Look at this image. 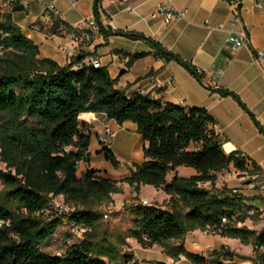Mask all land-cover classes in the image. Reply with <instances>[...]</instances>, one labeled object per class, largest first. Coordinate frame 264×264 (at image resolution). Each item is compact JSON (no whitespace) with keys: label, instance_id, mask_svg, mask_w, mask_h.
<instances>
[{"label":"trees","instance_id":"trees-1","mask_svg":"<svg viewBox=\"0 0 264 264\" xmlns=\"http://www.w3.org/2000/svg\"><path fill=\"white\" fill-rule=\"evenodd\" d=\"M99 2L94 0L93 14L97 32L104 38L120 35L140 40L159 58L177 62L202 81L191 63L150 37L105 29L98 14ZM50 22L41 29L46 34L69 29L57 17L51 16ZM0 52V161L6 169L0 170V264H136L131 254L119 250L118 245L126 244L125 237H118L115 243L96 232L105 215L100 207L112 201V194L121 192L120 183L136 194L141 185H149L168 196L160 205L136 202L129 206L126 237L142 248L157 245L171 259L182 256L190 264H236V259L257 264L254 258L224 246L207 255L186 250L188 233L211 231L250 244L254 254L264 260V253H259L264 248V229L257 232L222 222L240 208L241 198L229 195L225 185L213 189L218 174L230 167L249 176L260 175V169L239 151L223 152L215 121L204 108L160 103L137 91L127 96L124 89L114 87L104 66L94 68L81 62L86 55L63 66L39 57L38 46L13 22L10 10H0ZM145 54H131L127 64ZM213 90L234 97L244 108L232 92ZM86 112H103L117 124H135L143 142V160L120 180L101 176L94 169L77 175L79 163L89 161L90 133L78 120ZM100 152L114 169L118 167L111 149L101 147ZM177 167H190L195 174L181 177ZM204 183L212 188L203 187ZM56 196L72 208L67 218L85 230L63 254L49 255L40 246L50 239L60 217L46 220L43 212L52 209L50 202Z\"/></svg>","mask_w":264,"mask_h":264},{"label":"crops","instance_id":"crops-1","mask_svg":"<svg viewBox=\"0 0 264 264\" xmlns=\"http://www.w3.org/2000/svg\"><path fill=\"white\" fill-rule=\"evenodd\" d=\"M5 1L0 0L1 11L9 7ZM235 1H241L239 6L242 5L247 9L240 10L241 21L236 25L235 31L246 33L249 39L248 46L238 49H234L226 40L228 22ZM162 2L163 0H127L125 3L109 4L107 0H100L98 14L105 29L141 33L191 63L201 73V82L177 62L164 61L156 56L154 50L140 40H132L120 35H109L104 38L97 30L92 31L88 40L78 42L71 39L74 29L87 28L86 20L94 16V0H31L21 11H12V7H9V10L13 22L20 27L21 32L38 46L39 57L53 59L63 66L80 55H86L81 60L83 63L92 56L107 69L110 77L114 79V87L124 89L127 96L143 89L160 103H174L185 109L204 108L215 121V129L222 140L223 152H241L254 161L264 175V133L258 130L252 119L254 117L260 127L264 128V69L254 59L255 50L264 51V0H172L177 9L186 10V15L183 18H175L168 24L164 23L163 15L158 12ZM256 2H260V7L256 6ZM48 3H52L60 11L59 19L69 28L68 30H61L58 34H46L42 30L32 28V25L45 15L44 9ZM126 6H130L131 11L125 9ZM206 19L209 25L205 24ZM218 25L221 27L210 28ZM65 48L70 50V55L64 52ZM138 52L146 54L128 65L129 56ZM213 89L232 92L245 109L234 97L222 96ZM78 120L88 129L90 140L89 161L80 163L78 168L80 172L77 171V175L80 176L88 169H94L98 170L99 175L115 180L127 176L130 166L138 163L127 164L126 171L120 175V178L111 174L120 168L119 160L123 159L122 150L116 146V137L125 126L136 133L135 124L132 122L117 124L100 113L91 112L81 113ZM105 126L115 131L110 149L119 161L116 169L100 152L101 147L97 137ZM142 146L141 140V150ZM180 168H176V173L181 177L195 174L192 168L183 167L188 169L181 175ZM229 170H233L232 167L225 172ZM171 176L172 173L168 174L167 180H170ZM221 184L218 183L217 176L215 187ZM144 186L149 185H141L139 191ZM227 186L240 188L250 202L257 203L252 198L254 192L244 185L242 177L230 180ZM149 188L154 189L152 186ZM167 199L166 195L163 200ZM255 225L250 227L245 224L253 230L257 227H260L259 231L264 229V225L257 224V221ZM197 231L199 230L192 231L187 237L195 236ZM217 240L220 244L217 248L212 246L209 252L222 246L227 247L228 237L217 235ZM207 241L215 243L210 239ZM184 246L190 252L208 254L194 252L186 243ZM139 248L132 258V262L136 264L148 259L140 251L147 248L142 249L140 246ZM243 264H251V261L244 260Z\"/></svg>","mask_w":264,"mask_h":264},{"label":"rangeland","instance_id":"rangeland-1","mask_svg":"<svg viewBox=\"0 0 264 264\" xmlns=\"http://www.w3.org/2000/svg\"><path fill=\"white\" fill-rule=\"evenodd\" d=\"M9 7H7V10L10 9ZM116 146L122 150L123 159L120 158L119 160L120 168L111 174H113L112 176L114 177L120 178V175L125 173V166L127 164L139 163L142 161L143 156L141 150V138L137 133L131 131V129L125 126L117 133ZM186 169L188 168L181 167L180 174L183 175ZM0 170H6L4 163L1 161ZM79 172L80 171L78 170V173ZM240 177H242V180L245 181L249 178V175L234 170L223 172L222 174L218 175V183L221 182L222 184L215 187V182L213 189H219L222 185L227 186L230 180H236ZM201 185L206 188H212L208 183ZM120 189L121 192L112 194V201L110 203L100 207V211L105 213L107 216H103L96 228V232L99 237L104 235L111 242L115 243L118 241V237H125L124 239L126 244L118 245L119 250L123 253H128L134 256V252L140 248L139 245L137 246V243L135 244L134 239L126 237L127 230L130 227V213L128 210L129 206L133 203L142 201H146L148 204L160 205L166 201L163 200L166 195L163 191L151 189L149 186H144L137 194L126 183H120ZM50 203L52 209L45 210L43 212V218L49 220L54 216H59L60 223L55 227L50 239L40 246V250L49 255H61L64 253L67 246L77 242L83 237V231L81 230V227L74 224L67 218L68 211L63 209L60 210L59 206L63 204L60 196L54 197ZM69 208L72 209L71 207ZM246 223L248 226L254 227L256 221L254 219H248L246 220L245 224ZM259 229L260 227H257L256 231L258 232ZM190 233L185 236L184 243H186L187 246L194 252L197 251L207 254L209 253V250L212 248V246L217 248L218 244H220L217 240V234L211 231L199 230L196 232L195 236L187 237L188 235L190 236ZM207 239L213 240L215 243L207 241ZM227 247L233 251H241L242 253L239 255L247 258H254V261H257V264H264V260H261L257 255L254 254L250 244L244 245L238 239L228 238ZM140 251H142L144 255L148 257L147 260H142L141 264H158L159 262H163L164 264H190V262L182 256H180L177 260L171 259L165 253H163L161 248L157 245ZM259 251V253H264V248H260ZM235 262L236 264H243L244 260L236 259Z\"/></svg>","mask_w":264,"mask_h":264},{"label":"built area","instance_id":"built-area-1","mask_svg":"<svg viewBox=\"0 0 264 264\" xmlns=\"http://www.w3.org/2000/svg\"><path fill=\"white\" fill-rule=\"evenodd\" d=\"M31 0H6L5 2L11 7L16 4H23L24 6ZM127 0H107L109 4L113 3H125ZM241 1H235L234 7L232 9V13L229 19V28H228V35L226 37L227 42H229L234 49H238L242 46H248L249 45V39L246 33L244 32H237L235 31V27L237 24L240 23V10H247L242 5L239 6ZM260 2H256V6L260 7ZM125 9L131 11L130 6H126ZM45 15H42V17L38 20V22L34 23L32 25V28L34 30L40 31L43 27L46 25H49L50 17H61V13L52 3H48L45 5ZM158 12L163 15V21L165 24L170 23L175 18H183L186 15L185 9H177L174 5L172 0H163L162 4L160 5ZM206 25H209L208 20L205 21ZM87 28L83 30H77L74 29L71 34V39L75 41H82V40H88L91 37L92 31L97 30V23L94 16L89 17L86 20ZM221 25H218L217 27H210V28H220ZM64 52L67 54H71L70 50L68 48L64 49ZM254 59L261 65L262 69H264V51L262 50H255L254 52ZM85 63L91 64L94 68L100 67L99 61L90 56L86 59ZM79 65V64H77ZM197 72H199L197 70ZM137 93L142 96H149V99H154V96L147 91L143 89L137 90ZM101 115L106 117L105 113L101 112ZM115 137V131L108 126H105L102 133L98 135V142L100 144V147H106L111 148L112 141ZM80 165V163H79ZM78 165V168H79ZM244 185L248 187L251 191L254 192L252 195V198L257 201L256 204H253L250 202V200L242 193L241 189L238 187H228L229 191L228 194L232 196H236L238 198H241V206L240 208L231 214L230 218H222V222L230 221L234 223L237 226L245 225V221L248 219H254L257 221V224L264 225V175H252L249 176L247 180L244 181ZM243 197V198H242ZM63 203V202H62ZM142 204H146V201H142ZM64 204V203H63ZM60 205V210H66L70 211L71 209L67 207V205ZM107 215L105 214L104 217ZM82 231H84V228H81Z\"/></svg>","mask_w":264,"mask_h":264},{"label":"water","instance_id":"water-1","mask_svg":"<svg viewBox=\"0 0 264 264\" xmlns=\"http://www.w3.org/2000/svg\"><path fill=\"white\" fill-rule=\"evenodd\" d=\"M24 9V5L23 4H16V5H13L11 10L12 11H21ZM122 73V71H121ZM158 264H164L163 262H159Z\"/></svg>","mask_w":264,"mask_h":264}]
</instances>
